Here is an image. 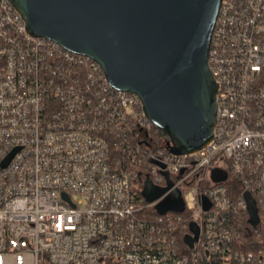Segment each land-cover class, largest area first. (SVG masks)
I'll use <instances>...</instances> for the list:
<instances>
[{"label":"built area","instance_id":"obj_1","mask_svg":"<svg viewBox=\"0 0 264 264\" xmlns=\"http://www.w3.org/2000/svg\"><path fill=\"white\" fill-rule=\"evenodd\" d=\"M207 66L212 137L174 154L137 95L0 0V264H264V0H221Z\"/></svg>","mask_w":264,"mask_h":264},{"label":"water","instance_id":"obj_2","mask_svg":"<svg viewBox=\"0 0 264 264\" xmlns=\"http://www.w3.org/2000/svg\"><path fill=\"white\" fill-rule=\"evenodd\" d=\"M9 2L32 34L95 60L113 88L137 95L172 153L196 151L211 139L216 85L207 55L221 0ZM161 192L144 185L147 200ZM163 207L181 209L179 193Z\"/></svg>","mask_w":264,"mask_h":264},{"label":"trees","instance_id":"obj_3","mask_svg":"<svg viewBox=\"0 0 264 264\" xmlns=\"http://www.w3.org/2000/svg\"><path fill=\"white\" fill-rule=\"evenodd\" d=\"M152 137L154 138V140L157 142V141H160L161 138H164L165 136L161 133H157L155 134L154 132H152Z\"/></svg>","mask_w":264,"mask_h":264},{"label":"rangeland","instance_id":"obj_4","mask_svg":"<svg viewBox=\"0 0 264 264\" xmlns=\"http://www.w3.org/2000/svg\"><path fill=\"white\" fill-rule=\"evenodd\" d=\"M190 198H191V201H189V203H192V196H190Z\"/></svg>","mask_w":264,"mask_h":264}]
</instances>
